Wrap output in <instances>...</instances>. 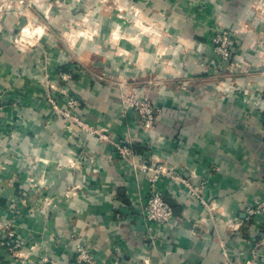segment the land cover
<instances>
[{"label":"crops","instance_id":"0c3cea01","mask_svg":"<svg viewBox=\"0 0 264 264\" xmlns=\"http://www.w3.org/2000/svg\"><path fill=\"white\" fill-rule=\"evenodd\" d=\"M123 2L135 7L0 0V219L22 224L31 261L231 264L256 255L264 264V220L246 217L248 205L264 198V0ZM137 19L148 33L135 27ZM29 23L44 26V35L18 43ZM97 24L91 40L73 44L65 36ZM116 25L139 42L122 38L113 46ZM217 29L232 35L229 60L211 43ZM50 82L54 93L69 86L75 113L104 135L51 112ZM126 90L149 95L160 109L151 131L124 103ZM60 102L67 107L65 97ZM105 134L128 140L138 163L173 167L208 205L161 176L174 216L170 229L153 237L141 213L151 172L126 163ZM1 239L0 264H19ZM80 247L92 263L78 258Z\"/></svg>","mask_w":264,"mask_h":264},{"label":"built area","instance_id":"2783aa9c","mask_svg":"<svg viewBox=\"0 0 264 264\" xmlns=\"http://www.w3.org/2000/svg\"><path fill=\"white\" fill-rule=\"evenodd\" d=\"M211 42L214 45V49L217 54L223 60H229L233 52V39L231 33L229 31L217 29L211 37ZM68 77H70V74L68 73H63L61 75L62 79H67ZM56 87V82H50L47 85V103L49 102L48 104L51 112L58 113L60 115L72 119L83 129H86L91 133H98L102 135L103 129L93 128V126L86 119L82 118L81 116L75 113V108L78 104V101L73 96L70 97V93L68 94V96L70 97L69 106H67L66 108H62L60 107V105L57 104L58 96L53 94L54 92H51V90H57ZM59 93L67 94V90L64 88H60ZM124 103L127 107L134 108L138 111L144 131H151L154 128L157 116L160 113V109L155 106L149 95H142L139 94L137 91L131 90L125 94ZM104 137L113 147L115 153L119 157L124 159L126 163L131 164L134 167H139L145 171L151 172L149 176V192L143 209L141 210V213L143 218L146 219L150 224L151 234L153 237L155 236L154 233L156 232L160 233L161 231H168L170 229L171 221L174 216L173 207L165 200L164 193L159 187V179L161 176H166L174 179L175 181L184 183L189 188V192L191 194L197 195L199 198H201V202L204 205H208L207 199L202 197V194L199 193V190L191 183H189V181L182 177L180 174H177L174 171L173 167H166L165 165L153 162L148 158L144 159L141 163H138L136 152L132 144L128 140L121 137H115L109 134H105ZM81 156L84 158V160H88L87 155ZM246 217L249 219L253 218V220L256 222L264 220V198H258L253 203L248 205V207L246 208ZM3 225L4 223L0 222V233ZM8 235L10 236V238H15L14 233L12 231H9ZM2 244L4 243L2 242ZM7 245L6 246L11 249H16L12 248V246L19 247L17 238L16 240H11L10 242H7ZM78 258L88 263H92V256L89 250L84 249L82 247L78 249ZM258 259L259 258L254 255L247 261H234L231 264H258ZM30 264L57 263H50L48 258H45L44 260L38 262L31 261Z\"/></svg>","mask_w":264,"mask_h":264},{"label":"rangeland","instance_id":"374dc122","mask_svg":"<svg viewBox=\"0 0 264 264\" xmlns=\"http://www.w3.org/2000/svg\"><path fill=\"white\" fill-rule=\"evenodd\" d=\"M116 1L118 2L116 4V6L119 7L120 9L123 7L125 9L123 11H125V12L128 11L129 8L130 9H133V7H135V5H133V4H124L123 0H116ZM198 4H200V5H198ZM202 5H203L202 2L201 3H198L197 2L195 4L196 11L194 12V14L197 16V18L199 19V21L202 18V14H203L202 13V11H203ZM10 6H11V4H8V7H10ZM196 21L198 22V20H196ZM210 40H211V37H210ZM69 80H70V77H68L67 79H62V81H65V82H67ZM57 82H58V86H59V81H57ZM60 88L66 89L67 90V94H64V93L63 94H60V93H57V91L55 93H53L56 96H58L57 104L60 105L61 104L60 101L62 100V98L65 97V99H66V105L69 106L70 97L72 96L71 94H69L70 93V87L67 86V85H63ZM128 91L129 90H126L124 92V95L122 96L123 100H124L125 94ZM51 92H53V90H51ZM68 94H69L70 97L68 96ZM1 97H2V93L0 92V105H1ZM62 103H63V101H62ZM1 107H2V105H1ZM0 222L1 223H4V225L2 226V229H1V233H0V237L2 238L1 240L4 243L3 245L5 247H7L8 246L7 245V242H10L11 240H16V238H17L18 243H19V247L12 246V248H16V249H11L9 247H7V248L14 255L17 263H19V264H30L31 263V260H32L31 259L32 256L30 255V252L26 251V248L25 247H26L27 244L25 243V237L23 238L22 234L20 233L21 225L22 224H18L17 222H15V219L12 218V217L11 218L8 217V218H5V219L4 218H1L0 219ZM9 231H12L14 233V237L15 238H10V236L8 235V232ZM45 258H47V257H43V258H41V260H44Z\"/></svg>","mask_w":264,"mask_h":264},{"label":"clouds","instance_id":"9594fccd","mask_svg":"<svg viewBox=\"0 0 264 264\" xmlns=\"http://www.w3.org/2000/svg\"><path fill=\"white\" fill-rule=\"evenodd\" d=\"M121 10L123 11L125 9L122 7ZM136 16L137 17L140 16V12L138 10H136ZM84 23L87 24V18H85ZM135 27L141 28L143 33H148L150 31V28L143 27V24L141 23L140 19H137L135 21ZM98 28H99V25L97 24L96 25L97 30L89 29V30L80 31V32H70V33H66L65 36L73 44L75 43L76 39H78L80 36H84L87 40H91L94 36L98 34ZM45 31L46 29L44 28V26L42 25L34 26L32 23H29L26 27H24L21 30L20 40L18 41V43H21V42H27V43H33V44L37 43L39 38L44 35ZM122 38L132 39L133 43L139 42V37H135V38H130L127 36L122 37L120 33V26L116 25L111 35V43L113 44V46H115L118 43V41ZM119 52L123 55H127V53H125L122 49H120Z\"/></svg>","mask_w":264,"mask_h":264}]
</instances>
